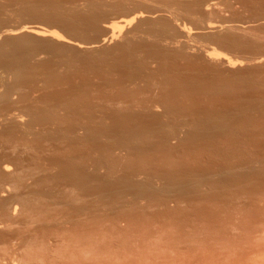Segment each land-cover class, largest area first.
I'll return each instance as SVG.
<instances>
[{
  "label": "rangeland",
  "instance_id": "1",
  "mask_svg": "<svg viewBox=\"0 0 264 264\" xmlns=\"http://www.w3.org/2000/svg\"><path fill=\"white\" fill-rule=\"evenodd\" d=\"M221 1L222 0H208V4H212L213 8L215 6L214 10L210 9L209 16L208 13H205V17L202 16L201 18H199V20H197L198 17H188L183 19L182 23L184 24L185 22V27H187L188 29L190 28L189 30L193 32V39L189 41V44L193 46L194 50L197 48L205 50L215 56L224 58L226 57L230 59L232 63L234 62L233 64H241H235L236 66L234 65V69H226L225 67L221 68L222 66L208 65L204 61L202 62V60L200 61L196 58H193V60L191 59L190 61H187L188 66L186 65V61V63H182L184 60H181V62H179L180 60L176 61L178 63H174L175 65L173 63L170 66L166 65L167 69L170 67L168 70H170L171 74L173 72L177 74L175 76L177 80L179 79L181 88L184 87L182 91L181 89L179 91L183 92L184 89H187L183 92V95L182 93L178 92V94H173L174 99L171 95L166 99L169 100L171 98L169 101L172 106H175L173 108L177 112L180 110L178 113L176 112L177 114L176 116H174L175 121L176 119H178L176 122H184L185 118L187 120L196 118V115L200 110H202L201 112L204 113L205 111L208 112L206 116H209L213 113L212 115H210L213 117H219V115L221 116L220 113H226V115L222 114L225 117L227 116L228 112H230L229 115H231L234 110L239 112L243 111L244 113H246V115L244 114L245 117H242V112L240 114L238 113L239 115L237 114V112H234L236 113L235 119L234 117L231 119L233 115H231V117L229 116L232 121L234 120V124L231 120H225L228 124H233V126L229 125L231 128L229 127L228 129L229 131L231 129L230 133L233 134L230 135L227 131H225V133L222 132L223 134L220 133L222 136L218 133L217 135H213L212 138L208 136H201L202 142H200V140L199 142L197 141V139H200L199 136L188 134L186 135L188 137L187 138L185 135L181 134V137L177 142L172 141L170 142L171 145L170 143L166 144V149L164 148V146L161 147V144L159 145V143L157 142V137H155V139L153 138L152 140H148V142L150 141L149 143L151 144L148 143V147L146 148L144 147L145 143L143 144V142H139L140 144L137 143L135 148L134 146H132V149L128 148L124 151H120L119 149H112L111 147H107V150L106 145H104L107 138L104 137H100L98 143H90L88 141L84 142L80 140L81 137L79 139V136H81L80 133L82 131H78L77 133L75 131V135L69 132V134L65 135V137H63V134L62 136L58 135L59 131H54V133L57 132L58 134H55V137L52 136L48 138L50 140H48L47 138H42L41 140L30 142L28 139V142L22 140L20 141V144L19 140L15 139L18 143L15 144L14 140L13 143L8 147H14L13 144H15V149L18 148L15 151V154L21 162L20 163L18 161L22 166V170L24 169V171L21 170L22 173L20 176L24 174V177L31 171L32 177L29 180L19 177L18 179H16V181L14 180L15 182L13 181L14 183H16V188L19 189V196L17 198V200H19V202L17 201L19 204H17L18 207H16L15 211L12 210L13 208H10V206V209L5 208L6 211L0 208V264H264V88H260L261 92L258 88V86L260 87L259 84L264 85V65H261V69L260 66H258L254 68L255 70L251 68L250 70H247L249 71L248 75H250V81L253 78L252 82L258 83V85L255 84L254 88L249 87L251 84L254 85L252 82L248 86L249 88L243 86L248 90L251 89V91L255 89V87H257L252 92L250 90L248 91L247 89H242V94L244 90L245 92L243 95H241V88L237 87L239 83H235L234 77H232L231 79L229 78L231 77V75H233L234 72H236V70L242 71L244 69H247L245 68L246 59H258V57H261L260 59H264V0H248L245 2L243 0H240L244 2H240L242 4H240L239 2V4L237 2L235 3L233 0H225L226 4L223 3L224 0L222 2ZM149 5L153 6L154 4L152 3L151 5V3H149ZM187 6H190V3H188ZM110 17L106 19L107 21L104 20L106 22V24L105 22L104 24L107 26L115 25L119 22L118 20H120L119 18L117 20L116 17V19H114V16L112 18L113 20H109ZM115 20H117V22ZM143 20H149V22H147L146 25L143 24L142 27H140L142 28V30L139 28L141 32H144L145 30L152 27L154 23H152V19ZM196 20L199 22H197ZM203 23L205 25L207 23H214L217 25L226 24L231 25L232 27H236L239 30H235L236 32L233 30L228 34L216 33L214 36L212 35V37L211 34H207L206 32L201 30V28L205 26ZM133 27H135V23L131 25L129 30H131ZM196 30L198 31L196 32ZM99 32L95 37L98 42L102 40L101 37L103 36V33L100 34ZM123 33L124 32L122 31L120 35L117 34L115 40L106 43L105 45H101L102 43L100 41L101 44L99 45H101V47H99V45L98 47L100 49L109 48L107 50H111L115 44L121 42ZM217 35H221L219 37L224 38L219 39ZM87 36L88 40L91 39L89 38V35ZM136 36L132 37V35H129L128 39H132ZM228 38L232 41V43L224 41V39L227 40ZM88 42H90V40L86 41V43ZM226 43L229 44L225 45ZM252 46L255 48H253ZM113 54V52L110 53L109 57L107 56L105 60V54H100V57L104 56L102 58H99L102 61H99L101 64L100 66H103L100 67L101 70H103L102 68L105 69L107 66H109V64H111L110 61L114 57ZM193 54L195 55V53ZM112 55L113 57H111ZM137 55H140V53H137ZM109 58H111L110 61ZM191 61L193 62V64H191ZM184 65L186 66V68L184 67ZM238 65L241 66L239 67ZM109 68L110 67H107L105 71L103 70V73L101 72V70H97V72L94 71L96 72V74L92 72L93 70H89L90 73H88L89 71H83V73L75 71V73H73L70 78L68 77L66 81H63L65 86L68 85V88L72 86V84L73 86L79 84V82H81L80 84L88 83L87 85H89L88 89L85 92L87 97L85 95H81L82 98L80 96L74 99L75 105L77 104L76 108H78V110L76 111L78 114L75 115L76 112L72 115L70 114L68 118L70 120L66 122L67 124H71V122L73 124V122L76 123L79 120L81 122V119L89 111L88 107L86 108V105H89V107L91 106L90 108H92L93 106L92 109L96 110V114L98 113V111H102L103 113V110L105 111L107 107L111 108V110L116 111L121 109V111L126 112L127 109H131L130 112L133 110V112H138L140 110V107L144 103L155 101L159 98V96L160 99L163 98V95L165 96L167 94H164V92L166 91L169 94V89H166V87L163 88L164 86L161 83V79L156 76L154 77V79L147 77L144 78L145 80H137V82H135L136 85L133 84L134 86L131 84L121 86L123 82L120 83L118 82V80L123 81L122 76ZM156 69V64H149L147 66V71H156ZM98 72L102 73V76ZM202 72L204 73V75H202ZM208 72L211 73V76L206 75V73ZM108 73H111L112 75H108ZM113 74H115V76H113ZM198 74L202 76H199ZM221 74L223 76H221ZM228 75L229 77L227 78ZM203 76H208L209 79H207V77H205V79ZM191 77L193 78L190 79ZM195 77L202 78V81L200 78H198V81V79H196ZM210 77H212V79ZM224 77H226L227 79H222ZM98 78L102 79V81L98 80ZM184 78H186L185 80L188 79L189 82L190 80L192 81L190 82V84H188L189 82H185ZM70 79L72 80V82ZM76 79H80L81 81H77ZM148 79L150 82L148 81ZM84 80L88 81L85 82ZM183 80L187 85L183 83ZM195 80L197 82H194ZM224 80H226V82L224 83L227 84L228 87L230 85L234 86H230L228 88L227 86H225V84L223 85L222 82ZM258 80L260 81V83ZM89 81H91V84ZM96 81L101 84H98ZM203 81H205L204 83H206V85H204V90L202 89L204 84L202 83ZM208 81L213 82H210V84ZM227 81H230V85ZM102 82L107 86H105V84H103ZM114 82L116 84H114ZM192 82L196 83L198 87L193 83L194 86L192 89ZM216 82L219 83V85L217 86H220V84H222L223 87H227L229 90L233 89L234 91L229 92V90L227 88L225 90L222 85L220 86L221 88L213 87L216 86L214 85ZM63 83L60 82L58 84L61 86H59V89L65 87L64 85H61ZM159 83L163 87L159 86ZM205 86L210 90L214 88L213 91H211L213 93L207 90L210 93V95H208L209 93L205 90ZM235 86L237 87V89H240V92H236L237 90L234 89L236 88ZM238 86L241 85L239 84ZM91 87L94 89H92ZM194 87H197V90ZM219 90L221 93L219 92ZM87 91L89 94L87 93ZM224 91L228 92L226 93ZM257 91L260 93L257 94ZM222 92L225 93V96ZM246 93H248V95ZM221 94L223 96H221ZM34 95L33 96L36 97L38 93H34ZM232 97L236 99L234 100ZM245 97L251 102V104H247V100L245 102H242L243 99H246ZM237 98L239 99V101H237ZM249 98L253 100V102L257 101V105L255 104V106ZM130 104L133 106V108ZM251 105H254L255 107L251 108ZM77 106L83 107L79 108ZM240 107L241 109L242 107H245V110H240ZM80 110L84 112H81ZM156 112L160 113L161 111L157 110ZM194 113L195 115L193 117L192 115ZM218 113L219 115H217ZM203 114L201 113L200 115H202V117H206L205 114ZM77 115H80L81 117ZM70 116H72L73 118ZM238 118L240 119V121ZM240 125H242V127ZM232 128L236 129L233 131ZM62 133L65 134L66 132L63 131ZM226 133L228 135H226ZM190 135L198 138L193 141L194 137L191 136L193 138H189ZM185 137L187 138V140ZM202 137L204 142L202 140ZM222 137H225L224 139L226 141ZM231 137L233 138L231 139ZM205 138L207 139L206 141ZM181 139H184L186 141L183 140L181 143ZM211 139L214 141V143ZM179 141L180 143H178ZM16 145L18 147H16ZM227 147L229 150L227 149ZM90 148H92L94 151ZM100 151H102L103 153ZM95 155L98 157H96ZM214 155L217 156L213 157ZM207 156H211L213 159L211 157L208 158ZM220 156H222V158H219ZM226 159H228V161H226ZM232 163L236 166H234ZM215 165L217 168L219 165L220 170H223V167H225V174L227 172V167L228 169L230 167H232L233 169L235 168L234 170L230 168V170L232 171L231 173H233V171L236 172V170L238 171L242 167L246 169H242L241 171L239 170L241 173L243 171L245 173L248 170L250 171H248L246 175L245 173H242V175L244 174L245 176H247L246 178L245 176H241V173L239 171V175L236 172L237 179L235 178V180L234 177H236V173L234 174L235 176L233 174H230L233 175V179L231 178V180L235 181L230 182L231 180L229 181V178L231 176L228 174L229 177L227 179L228 175H224V171H218L219 173H217L218 169L215 167ZM65 167H67V169ZM70 169L72 170L70 171ZM25 170H29V172L27 173ZM66 170L70 171H67L70 178L68 176V173H66ZM230 170H228V172ZM251 170L254 171V175L252 174V176L250 175ZM208 171H212V173L210 172L213 176H210L213 180L211 181V183L209 182L211 179H209L208 177L211 174L208 173ZM205 172H207V174L209 175L207 176L206 174V176L204 177ZM194 173L196 175L198 173L199 175L197 176L199 178L197 176H194ZM202 173L203 176H200V174ZM214 173H217L219 175H221L220 173H222L224 175H221V178L223 176V180L224 178H226L223 185V180L221 181L220 176H218L217 174L214 175ZM90 174L92 178L90 177ZM247 174H249L250 176ZM84 175L86 177H84ZM101 175H103V178ZM71 176L73 177V179ZM93 176L95 179H93ZM215 176L216 178H214ZM82 177L87 179H83ZM194 177H197L196 179L198 180H200V177L206 179L203 180L201 178L204 183L200 184L201 181L193 182L195 179ZM207 177L209 181L207 180ZM217 177H219L218 182L220 180V184L216 182ZM238 177H244L245 179L239 178V182H236V180H238ZM99 178H102L100 181L102 183L103 180L104 185H108L109 183V186H112V188L108 187V189L111 188L110 190H106L107 185L105 187L103 186L106 190V193L105 190L101 189L103 187H101V183L98 180ZM112 178L114 180H112ZM96 179L98 182L96 181ZM104 179L107 180L104 181ZM78 180L80 181V183ZM115 180H118L119 182L117 181V184L113 183L116 182ZM110 181H112L111 184ZM125 181H129L128 184H131L128 185L126 184L127 182L125 183ZM143 181L145 183H142ZM170 181H174L175 183H170L169 186L168 182ZM185 181L189 184V186L187 183H185ZM87 182H89L91 185ZM213 182H215L216 184H212ZM86 183L90 186H87ZM141 183L151 187H147V189L150 188L151 191L153 190L152 193L150 190H148L152 194L151 197L149 196L150 193L148 191H145L146 193L148 192V195L144 194L143 192L142 194H144L145 196H142V194L139 193V191L135 188L136 185ZM159 183L161 184L159 185ZM178 183H181V185L187 184V186L184 185L186 187L182 186L186 188L187 191H184V188H182L181 185V188L176 187V185H179ZM192 183H195L194 185L196 186H198L199 184L204 189H202L201 187H198V189L196 187L199 194H193L194 191L196 192V189L193 191L195 186ZM207 183L212 184L211 186L215 185L217 188L213 186L214 188L212 187L210 192V185L208 184L207 186ZM73 184H75V186H73ZM93 184L97 185L98 191L95 186H92ZM112 184H115V187L118 185L117 188H113L114 185ZM123 184H126L125 188ZM230 184L234 185L231 186ZM98 185L100 189L98 188ZM171 185L173 188H169L171 187ZM190 185H193L191 186V188L194 187L191 190L189 189ZM167 186H169L168 189H172L171 193L169 192L170 190L166 189ZM161 187L162 192H160ZM84 188H86V190ZM164 188L167 191H165V194ZM157 189L159 190V192ZM178 189H180L181 191L179 190V192ZM212 189L215 190L217 194H215ZM99 190H102V192ZM155 190H157L156 192L160 194L154 192ZM176 190L179 194L176 192ZM199 191H201L202 193ZM173 192L175 193L173 194ZM138 193L140 194V196ZM167 193L170 195L168 196V198L164 196H167ZM100 194H105L104 196L101 195L104 199L102 197H99ZM162 195L166 199H164L163 197L161 198ZM181 195H184L185 197H182ZM206 195H209V197H207ZM4 196L6 197V193H4ZM172 196H174V198ZM137 197L140 199H138ZM105 199L107 200V202H105Z\"/></svg>",
  "mask_w": 264,
  "mask_h": 264
},
{
  "label": "bare ground",
  "instance_id": "2",
  "mask_svg": "<svg viewBox=\"0 0 264 264\" xmlns=\"http://www.w3.org/2000/svg\"><path fill=\"white\" fill-rule=\"evenodd\" d=\"M233 1L235 3L236 2L240 3V2H243V1L245 2L248 0H243V1L233 0ZM251 2H253V1H251ZM149 3H151V5L153 3L154 5L150 6ZM188 3H190V6H187ZM223 3L226 4L225 0ZM240 4H242V3H240ZM257 4H259V3H257ZM218 5H219V3H218ZM234 5H236V4H234ZM214 8H215V6H214ZM214 8H213L212 4H208V0H0V208H2V210L4 209V211H6L5 208L8 209L10 206V208H13L12 210L15 211L16 207H18L17 204H19L18 203L19 200H17V198L19 196L18 195L19 189L16 188L17 186H16V183H14V182L19 177L26 178V180H29L32 177L31 171H30L31 174L28 173L29 170L28 171L25 170L28 173L26 176L23 177L24 174L22 176H20L22 173L21 172L22 166L20 165L21 162L19 161V158L16 157L17 155L15 154V151L18 149V148L15 149V144L18 143L16 140H19V144H20V141H22V140H25L26 142H28V139L30 142H32V141L35 142L37 140H41L42 138L48 139L52 136L55 137V134H58V133H59L58 135L62 136V134H63L64 135L63 137H65V135L69 134V132L71 134L75 135L78 131H82L81 133L79 132L81 134V136H79V139L81 137L80 140H82L84 142L88 141L90 143L91 142H93V143L97 142L98 143L100 137H104V138H107L106 142L104 143V145H106V148L111 147L112 149H119L120 151L121 150L124 151L128 148L130 149L132 146H134V148H135V146L139 142H141V143L143 142V144L145 143L144 147L146 148V147H148L147 145L150 142V141L148 142V140H150V139L152 140L153 138L155 139V137H157V142L159 143V145L161 144V147L164 146V148H165L166 144H169L172 141L177 142L180 139L181 134L185 135V136L188 134H193L195 136H199L200 139H197L198 137L195 138V136H193V135L189 136V138L191 136H193L194 138L193 137H191V138H193L194 140L193 139L192 140L195 141L197 139L198 142H199V140H200V142H202L201 136H204V137L208 136V137L212 138L213 135H217V133L219 135H221V134L225 133V131H227L230 135L233 134V133H230L231 129H230V131L228 129L230 127L229 125L233 126V124H234V122H233L234 120L233 121L231 120L233 117L235 119L236 113H234V112H237V114L238 113L240 114L242 112L243 116H242V114H241V116L245 117L246 113H244L243 111L239 112V111L234 110V112H232L234 114L231 113V115H233L232 117H231V115H229L230 112H228L227 116H225V117L223 115H226V113H220V112L219 113L221 114V116L218 113L217 115H219V117H213V116H210L213 113L210 114L209 116L208 115L206 116V114L208 112L205 111V113H204V112H201L202 110H200L199 112L197 111L198 114L196 113L199 117L196 115V118H191L189 120H187L185 118L184 122H182V121L176 122L178 119H176V121H175L174 116H176V114L180 110L177 112L173 108L175 106H172L170 101H169L171 98L169 100L166 99L170 95L173 98V96H174L173 94H176V93L178 94V92L182 93V95H183V92L185 90H187V89H184L183 92L179 91L180 89L182 91L184 87L182 86L183 88H181V85L179 83V79L177 80V78L175 76L177 74L175 72H173L171 74L170 70H168L170 67L167 69L166 65L170 66L172 63L173 64L178 63L176 61H179V60H180L179 62H181V60H184L182 63H186L187 61H190L191 59L193 60V58L194 59L196 58L200 61L202 60V62L204 61L208 65L222 66L221 68L225 67L226 69H234V67L237 64H241V63H235L236 64L235 65V64H233L234 62L232 63L230 61V59H228L226 57L224 58V57H220V56H215L212 53L210 54L205 50H201L198 48L194 50L193 46H191L189 44V41H191V39H193L192 38L193 32H191L189 30L190 28L188 29L187 27H185V25H184L185 22H184V24L182 23L183 19L188 18V17H191V18L192 17L193 18L198 17L197 20H199V18H201L202 16L205 17L204 16L205 13H208V16H209L210 9L214 10ZM217 8H218V6H217ZM251 12H253V11H251ZM212 14H214V13H212ZM110 16H112V17H110ZM113 16H114V19L117 18V20H118V18H119L120 19V20H118L119 22L116 23L115 25H112V26L111 25L110 26L105 25L106 24L105 21H107L106 19L108 17H110L109 18V20H110L113 18ZM262 16H263V14H262ZM143 19H152V23L153 22L154 23H153L152 27L145 30L144 32L143 31L141 32L140 29L142 30V28H140V27H142L143 24L146 25V23L149 22V20H143ZM117 20H115V21L117 22ZM104 22H105V24H104ZM197 22H199V21H197ZM134 23H135V27H133L131 30H129L131 25H133ZM196 25H198V24H196ZM241 29H242V27H241ZM201 30L206 32L207 34H211V36L212 35L214 36L216 33L228 34L233 30L237 31L239 29H237L236 27H232L231 25H226V24H218L217 25L214 23H207L203 28H201ZM99 31H102V32H99ZM122 31L124 33H123V36L121 38V42L115 44L111 50H107L109 48H107V49H105L103 47H102L103 49L99 48V47H101V45H105L106 43H109V42H112L113 40H115L117 37V34L120 35ZM197 31L198 30H196V32ZM98 32L100 34L103 33V36L101 37L102 40H100L102 44L100 43V41L98 42V40H96V38H95ZM138 34H140V35H138ZM87 35H89V38L92 39V40L89 39L90 42H88V43H86V41H89ZM129 35L130 36L132 35V37L136 36V35L137 36L132 38V39H128ZM219 36H221V35H219ZM223 36H225V35H223ZM231 36H232V34H231ZM222 38H224V37H222ZM222 38L219 37V39H222ZM233 38H234V36H233ZM228 39L227 40L224 39V41L232 43V41L230 39L229 40ZM234 41H235V39H234ZM229 43H226L225 45H227ZM99 44H101V45H99ZM98 45H99V47H98ZM236 46H238V45H236ZM247 48H249V47H247ZM253 48H255V47H253ZM100 52H102V53H100ZM112 52L114 53L113 54L114 57H113V55L111 56V57H113L112 60H111V58H109V61L111 60L110 61L111 64H109V66H107L106 62H105V64L107 67H110L109 69H112L114 72H117L122 76L123 81L122 80L119 81L117 78L118 82H120V83L123 82L121 84V86L127 85V84L128 85H130V84L136 85L135 82H137V80L141 81V79H144L147 77L154 79V77L156 76V77H159V79H161V83L163 84L164 87L162 85H160V83H159V86H162L163 88L166 87V89L168 88L169 94L165 89L166 92H164V94L165 93H167V94L165 96L163 95V98L160 99V96H159V98L156 99L155 101H149L148 103H144L140 107V110L138 112H133L134 110L130 112L131 109L129 110L127 108H126L127 109L126 112L121 111V109L116 111V110H111V108L107 107L108 110L107 109L105 111L103 110V113L100 110L101 112L98 111V113L96 114L95 113L96 110L92 109L93 106H92V108H90L91 106L89 107V105H86V108L88 107L89 111L81 119V122L79 120L76 123L73 122V124H72V122H71V124H67L66 122L70 120V119H68L70 114L72 115L75 112H76L75 115L78 114L76 111V110H78V108H76L77 104L75 105L74 99L77 97H80L81 95L86 96L85 92L88 89L89 85H87L88 83L87 84H84V83L80 84L81 82H79V84L76 83L77 85H74V86L72 84V86H70L68 88L67 87L68 85L66 84L67 86H65L63 81H66L68 79V77L70 78V76L73 73H75V71H77V72L79 71V72L83 73V71L87 72L89 70H91V71L93 70L92 72H94V71L97 72V70H101L100 67H103V66H100L101 65L100 62H102V61L99 58H102L105 56L104 57V60H105V58L107 56L109 57L110 53H112ZM99 53L105 54V55L100 57ZM137 53H140V55H137ZM193 53H195L196 56ZM260 58L258 57V59H251V60L246 59V63H245L246 64L245 68H247L246 70L245 69L242 71L236 70V72H234V70H233V72H234V73L232 72L233 75H231V77H229V75L227 76V78L229 77L230 79L232 77H234L235 83H237V84L239 83L241 85V86H238L239 84L237 85V87L241 88V95H243L245 90L247 89L244 87H248L250 85V83L252 82V79H253L252 78L250 81V78H249L250 75H248L249 71H247V70H250V68L254 69L255 67H258V66H260V69H261V65H264V59L263 58L260 59ZM109 61H108V63H109ZM149 64H156L157 65L156 71H152V70L147 71V66ZM187 64H188V62L186 63V65ZM191 64H193V62ZM75 67H76V69H75ZM184 67L186 68L185 65H184ZM102 69L105 71L104 68H102ZM235 69H237V68H235ZM103 70H101L102 73H103ZM148 70H150V69H148ZM92 72H91V74H92ZM96 72H94V73L96 74ZM106 72H107V70H106ZM110 72H112V71H110ZM88 73H90V71ZM98 73H100V72H98ZM102 73H100L101 76H102ZM210 74H211L210 72L206 73V75H208V76H211ZM81 75H83V74H81ZM108 75H112V74L108 73ZM202 75H204L203 72H202ZM202 75H199V76H202ZM113 76H115V74H113ZM208 76H205V77H207V79H209ZM221 76H223V75L221 74ZM92 77H93V75H92ZM106 77H108V76H106ZM80 78H81V76H80ZM110 78H111V76H110ZM192 78L193 77H191L190 79H192ZM195 78L198 79L200 77H198V78L195 77ZM210 78L212 79V77H210ZM225 78L226 77H224L222 79H225ZM103 79H105V78H103ZM185 79L186 78H184V80ZM200 79L202 81V78H200ZM78 80L81 81L80 79H78ZM98 80L102 81V79H99V78H98ZM184 80H183V83H184ZM84 81L87 82L88 80L87 81L84 80ZM107 81H108V79H107ZM148 81H149V79H148ZM186 81H188V79L185 80V82ZM191 81L192 80H190V82ZM198 81H199V79H198ZM60 82H62L63 84H61V85L62 86L64 85L66 88L62 87L61 89H59L60 85H58V84ZM71 82H72V80H71ZM89 82L91 84V81H89ZM190 82L188 84H190ZM194 82H197V81L195 80ZM194 82H192V89H193L194 84H195V86H197V84ZM204 82L205 81H203L202 83H204ZM210 82H213V81H210ZM224 82H226V80H224L222 82L223 85L225 84ZM227 82L229 83L230 81H227ZM259 83H260V81H259ZM98 84H101V83H98ZM103 84H105V83H103ZM114 84H116V83L114 82ZM184 84L187 85L186 83H184ZM212 84H214V83H212ZM231 84H233V83H231ZM253 84L254 85L251 84L249 87L254 88L255 84L258 85V83H256V82ZM69 85H71V84H69ZM204 85H206V83L203 84V88H202L203 90H204ZM214 85H216V86H213V85L212 86L215 88H217V87L219 88L222 84H220V86H217V85H219V83L216 82ZM223 85H222V87H223ZM229 85H230V83H229ZM259 85H260V87L258 86V88H259V91L261 92L260 88L262 87V89H263L264 85H262V84H259ZM105 86H107V85L105 84ZM225 86L228 87L227 84H225ZM230 86H232V85H230ZM95 87H97V86H95ZM99 87H100V85H99ZM189 87H190V85H189ZM197 87H194V88L196 89ZM227 87H223V88L226 90ZM237 87L234 89L237 90L236 92H238V91L240 92V89H237ZM112 88H114V87H112ZM128 88H130V87H128ZM205 88H206L205 89L206 91L209 90L210 92L213 91V89H214V88L212 90H210L209 88L207 89L206 86H205ZM256 88L257 87H255V89ZM92 89H94V88H92ZM242 89H245L243 91V94H242ZM255 89H253V90H255ZM115 90H117V89H115ZM220 90H219V92H220ZM249 90L251 91V89H249ZM230 91H234V90L232 89V90H229V92ZM224 92L227 93L228 91H224ZM260 92H258L257 94H259ZM34 93H36V94L38 93V95L36 97H34L35 96ZM87 93H88V91H87ZM211 93H213V92H211ZM214 93H215V90H214ZM248 93H246V94L248 95ZM208 95H210V93ZM223 95L225 96V93H223ZM223 95L221 94V96H223ZM239 95H240V93H239ZM82 96H81V98H82ZM191 96H193V95H191ZM86 97H85V99H86ZM154 97H155V95H154ZM258 97H256V98H258ZM134 99H136V98H134ZM241 99H242V97H241ZM243 100H242V102H245L247 100V98L243 99ZM237 101H239V99ZM247 101H248V102H246L247 104L248 103L251 104V102L249 100H247ZM251 101L253 102V100H251ZM263 101H264V98H263ZM82 102H85V101H82ZM256 102L257 101L253 102L254 105L255 104L257 105ZM222 103H224V102H222ZM95 105H97V104H95ZM254 105L253 106L251 105V108L256 106V105L255 106ZM134 106H137V105H134ZM77 107H79V106H77ZM82 107L83 106H81L79 108H82ZM84 107H85V105H84ZM245 107H242V109L245 110ZM132 108H133V106H132ZM239 109L242 110L241 107ZM239 109H236V110H239ZM157 110H160L161 112L160 113L156 112ZM226 110H228V109H226ZM226 110H225V112H226ZM80 111L84 112L82 110H80ZM213 111H215V110H213ZM81 112H79V113H81ZM183 112H185V111H183ZM199 113L200 114L204 113L206 117H204V116L202 117V115H200ZM75 115H74V117H75ZM194 115H195V113L192 116L194 117ZM77 116H80V115H77ZM229 116L231 117V119ZM241 116H240V119H241ZM70 117H72V116H70ZM177 117H178V115H177ZM226 119H228L229 121L231 120L233 124H231V123L228 124L225 121ZM238 119H237V121H238ZM240 119H239V121H240ZM239 121H238V123H239ZM240 126L242 127V125H240ZM234 127H235V125H234ZM233 128H232V130L234 131L237 127L235 129H233ZM34 130H36V131H34ZM49 131H51V132H49ZM54 131H57V132L59 131V132L54 133ZM61 131L62 132L64 131L66 133L64 134ZM75 131H76V133H75ZM80 134H78V135H80ZM226 135H228V134L226 133ZM238 137H239V134H238ZM66 138H67V136H66ZM187 138H186V140H187ZM232 138L233 137H231V139ZM158 139H159V141H158ZM48 140H50V139H48ZM183 140L182 139L180 140L181 143ZM186 140H184V141H186ZM202 140H203V137H202ZM206 140L207 139L205 138V141ZM13 141L15 143V144H13L14 147H11V148L8 147L13 143ZM180 141L178 143H180ZM221 141H222V139H221ZM203 142H204V140H203ZM231 142H234V141H231ZM213 143H214V141H213ZM149 144H151V143H149ZM223 144H224V142H223ZM228 144H229V142H228ZM170 145H171V143H170ZM202 145H205V144H202ZM218 145H220V144H218ZM226 146H228V145H226ZM232 146H234V145H232ZM16 147H18V146L16 145ZM108 148H107V150H108ZM136 148H139V147H136ZM90 149H92V148H90ZM103 149H105V148H103ZM227 149H228V147H227ZM23 150H24V148H23ZM119 150H117V151H119ZM114 151H116V150H114ZM137 151H138V149H137ZM100 152H102V151H100ZM95 153H96V151H95ZM99 154H97V155H99ZM88 155H89V153H88ZM216 156L214 155L213 157H216ZM222 156H223V154H222ZM222 156H220L219 158H222ZM96 157H98V156H96ZM210 157H208V158H210ZM224 158H226V157H224ZM104 159H106V158H104ZM102 160H103V158H102ZM214 160H215V158H214ZM226 161H228V159H226ZM18 163H19V165H18ZM233 165L236 166L235 164H233ZM215 167H216V165H215ZM219 167H220L219 165H218V168L216 167L218 169L217 173H219L220 171H224V175H226V174L227 175L228 174L234 175L236 172L239 175V172L242 169H246L243 167L240 169L238 168L240 170V171L238 170L239 172L236 170V172L233 171V173H231L232 171L230 170V168H232V167L229 166L230 168L228 169V167H227V172L225 174L226 168L223 167V170H220ZM65 168L67 169V167H65ZM224 168H225V170H224ZM63 169H64V167H63ZM113 169H114V167H113ZM234 169L232 168V170H234ZM50 170H52V169H50ZM71 170L72 169H70V171ZM228 170H230V171L228 172ZM22 171H24V169ZM67 171L68 170H66V173L70 172V171H68V172ZM248 171H250V170H248ZM248 171H246V173ZM210 172L212 173V171H210ZM210 172L208 171V173H210ZM215 172H216V170H215ZM88 173H90V172H88ZM237 173L235 174L236 177H234V180H235V178L237 179ZM242 173H245V172L243 171ZM242 173L240 174L241 176L246 175V173H245V175L244 174L242 175ZM250 173L249 174L251 176H252V174L254 175V171L251 170ZM62 174H64V173H62ZM206 174H207V172H205L204 177L206 176ZM216 174L214 173V175H216ZM220 174L223 175L222 173H220ZM249 174H247V175H249ZM256 174H259V173H256ZM55 175H56V173H55ZM197 175H199V174L197 173ZM197 175L194 173V176H197ZM201 175L203 176V173L200 174V176ZM208 175L209 174H207V176ZM217 175L220 176V178H221V175H219V174H217ZM229 175L227 176V179H228ZM233 175H230L231 177L229 178V181L231 180ZM68 176H69V173H68ZM79 176H78V178H79ZM81 176H82V174H81ZM101 176L103 178V175H101ZM175 176H177V175H175ZM210 176H212V174L208 176L209 179H211ZM223 176H222V178H223ZM84 177H86V176L84 175ZM90 177L92 178L91 174H90ZM188 177H190V176H188ZM197 177H194L195 179H194V181L193 180L192 181L193 182L201 181L200 184H203L204 183L203 180L206 178L203 179L202 177H200V180H198V179H196ZM208 177H207V180H208ZM246 177L247 176H245V178ZM69 178H70V176H69ZM102 178H99L98 180L100 181ZM185 178H187V177H185ZM214 178H216V176ZM218 178L219 177H217V181H216V179H215V181L220 184L221 182H220V180L218 182ZM222 178H221V181L223 180ZM239 178L240 177H238V180H236V182H239ZM245 178L241 177L240 179H245ZM72 179H73V177H72ZM76 179H77V177H76ZM83 179H87V178H83ZM83 179H82V181H83ZM93 179H95L94 176H93ZM107 179H109V178H107ZM167 179H169V178H167ZM172 179H174V178H172ZM172 179H170V180H172ZM106 180L104 179V181H106ZM112 180H114V179L112 178ZM146 180H147V178H146ZM195 180H198V181H195ZM225 180H226V178H224V180L222 181V185H223V183H225ZM44 181H46V180H44ZM52 181H53V179H52ZM85 181H87V180H85ZM96 181H97V179H96ZM96 181H94V182H96ZM117 181L113 182V183L117 184L119 182V181L118 182ZM161 181H162V179H161ZM211 181H213V180L211 179L209 182L211 183ZM233 181L231 180L230 182H233ZM48 182H49V180H48ZM65 182H67V181H65ZM111 182L112 181H110V184H111ZM126 182L127 181H125V183ZM128 182L126 184H128ZM205 182H207V181H205ZM79 183H80V181H79ZM87 183H89V182H87ZM92 183H93V181H92ZM100 183H101V181H100ZM102 183H103V180H102ZM102 183H101V187H103V186L105 187L107 185V184L104 185V183L103 184ZM105 183H108V182H105ZM142 183H145V182L143 181ZM142 183L136 185L135 188L139 191V193L142 194L144 192V194L148 195V192H149L148 190H150L151 187L147 186L145 184H142ZM170 183L173 184L175 182L174 181L168 182L169 186H170ZM185 183H187V182L185 181ZM214 183L215 182H213L212 184H214ZM226 183H227V181H226ZM119 184H121V183H119ZM126 184H123L124 188L126 187L125 186ZM130 184H128V185H130ZM160 184L161 183H159V185ZM165 184H164V186H165ZM187 184H184V185L187 186ZM208 184L209 183H207L206 185L208 186ZM212 184H209V185L211 186ZM90 185L87 184V186H90ZM112 185H114L113 188H117V186H118L117 185L115 187V184H112ZM180 185H181V183L178 186L176 185V187L179 188ZM184 185H181V187ZM193 185H190V188L189 187H187V188H189L191 190L192 188H194V187L191 188V186H193ZM233 185H231V186H233ZM73 186H75V184H73ZM92 186H95L97 189L96 184L95 185L93 184ZM169 186H167L166 189H168ZM186 186H184V187H186ZM188 186H189V184H188ZM194 186H195V188L193 189V191L196 189V192L194 191L193 194L198 193L197 188L201 187V185L198 184V186H196V185H194ZM210 186H209V188H210V192H211V188L215 185H213L211 187ZM225 186H224V189H225ZM104 187L101 189L105 190ZM108 187L112 188V186H109V183L106 186V190L108 189ZM147 187H150V188L147 189ZM184 187H182V188H184ZM78 188H81V187H78ZM98 188H99V185H98ZM120 188H121V185H120ZM169 188H173L172 185ZM216 188H215V190H216ZM34 189H35V187H34ZM84 189L86 190V188H84ZM110 189H108V190H110ZM174 189H173V191H174ZM202 189H204V188H202ZM94 190H95V188H94ZM106 190H105V193H106ZM157 190H155L154 192H156ZM168 190H170V189H168ZM179 190L180 189H178V191ZM185 190H186V188H184V191ZM215 190H213V191L215 192ZM218 190H219V188H218ZM97 191H98V189H97ZM99 191L102 192V190H99ZM145 191H148V192L146 193ZM152 191H151V193H152ZM165 191L166 190L164 188V194L167 192V191L166 192ZM178 191L176 190L177 193H178ZM158 192H159V190H158ZM160 192H162V187H161ZM169 192L171 193L172 189ZM199 192H201V191H199ZM4 193H6V197L4 196ZM85 193H86V191H85ZM91 193H93V192H91ZM103 193H104V191H103ZM107 193H108V191H107ZM151 193L149 194L150 197L152 195ZM174 193L175 192H173V194ZM131 194H133V193H131ZM144 194H142V196ZM157 194H160V193H157ZM215 194H217V193L215 192ZM101 195L104 196L105 194H100L99 197H102ZM163 195L161 196V198L163 197L164 199H166L165 197L168 198V196H170L169 194L167 196L164 195L165 197ZM139 196H140V194H139ZM174 196H172V197L174 198ZM202 197H203V195H202ZM207 197H209V195ZM210 197H211V195H210ZM109 198H111V197H109ZM107 199H108V197H107ZM138 199H140V198H138ZM138 199H136V200H138ZM105 202H107V200ZM165 203H166V201H165ZM169 204H171V203H169ZM102 205H103V203H102ZM98 206H100V205H98ZM112 210H114V209H112Z\"/></svg>",
  "mask_w": 264,
  "mask_h": 264
}]
</instances>
